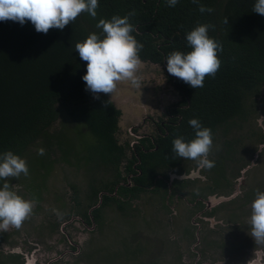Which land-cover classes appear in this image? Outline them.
I'll use <instances>...</instances> for the list:
<instances>
[{"label":"flooded vegetation","instance_id":"flooded-vegetation-1","mask_svg":"<svg viewBox=\"0 0 264 264\" xmlns=\"http://www.w3.org/2000/svg\"><path fill=\"white\" fill-rule=\"evenodd\" d=\"M148 79L150 91L137 98L144 105L133 110L106 95L120 109L117 154L73 158L71 147L44 149L49 160L77 168L79 182L87 178L84 191L71 181V199H56L57 189L46 199L41 179L36 185L21 174L25 180L0 181L38 201L21 229L0 230V264H144L149 257H155L151 264H264V244L256 243L249 223L255 194L264 191V99L249 102L246 117L212 131L211 169L174 156L172 162H143L140 151L152 153L157 139L183 135L187 108L184 92L170 79L160 86ZM258 114L263 132H239ZM79 135L61 132L57 139L67 146ZM52 166L29 172L45 179ZM139 248L148 250L143 261L135 255ZM127 251L132 258L123 260Z\"/></svg>","mask_w":264,"mask_h":264},{"label":"trees","instance_id":"trees-1","mask_svg":"<svg viewBox=\"0 0 264 264\" xmlns=\"http://www.w3.org/2000/svg\"><path fill=\"white\" fill-rule=\"evenodd\" d=\"M98 2L95 18L83 12L62 31L53 28L47 34L37 32L30 21L23 25L0 21V154L12 151L20 157L31 156L32 148L37 151L38 147H71L68 152L73 151V158L117 154L120 109L106 95L97 99L86 90L87 65L75 45L93 32L102 33L96 27L100 19L124 17L133 10L132 35L143 44L139 57L160 64L165 76L184 92L185 130L181 127L180 132L186 142L195 137L190 119L215 131L236 117H246L249 102L264 98V16L252 11L255 0H199L214 9L212 13H201L192 0H179L175 7L167 6L166 0ZM197 24L214 26L209 36L222 44L223 52L218 53L221 67L215 77L206 76L204 86L193 89L167 72L166 58L173 51H191L186 36ZM63 115L85 141L80 149L76 140L66 146L57 139L61 132L50 134ZM177 137L169 134L157 139L158 148L152 153L140 151L143 162L146 157L152 163L172 162V141ZM52 163L44 152L34 166Z\"/></svg>","mask_w":264,"mask_h":264},{"label":"clouds","instance_id":"clouds-1","mask_svg":"<svg viewBox=\"0 0 264 264\" xmlns=\"http://www.w3.org/2000/svg\"><path fill=\"white\" fill-rule=\"evenodd\" d=\"M166 2L167 6L175 7L179 0ZM192 2L198 5L201 13L214 11L199 4V0ZM98 6V0H0V21L11 20L21 25L30 21L37 32L47 34L53 28L62 31L83 12L95 18ZM252 11L264 16V0H255ZM133 15L134 10L124 17L114 15L110 20L100 19L96 27L102 29V33L93 32L75 45V51L87 65L83 76L86 90L95 94L97 99L100 93L113 96L121 81H130L135 88L141 87L142 80L137 73L143 44L132 35L135 28L129 18ZM224 22L227 24L228 19ZM213 28L210 24H197L186 36L191 51H173L166 58L167 72L193 89L202 88L205 77H215L221 67L218 53L223 52V46L209 36V29ZM189 124L195 137L187 142L183 136L175 138L172 152L175 157L193 160L199 167L211 169L214 167V161L209 159L213 146L212 131L195 118L190 119ZM40 154H44L43 149ZM21 174H29L25 159L12 151L0 154V181L19 178ZM37 203L35 199L24 198L13 185L4 182L0 187V230L21 229ZM54 211L59 215L58 210ZM249 223L251 236L257 244H264V191L257 190L255 194Z\"/></svg>","mask_w":264,"mask_h":264},{"label":"rangeland","instance_id":"rangeland-1","mask_svg":"<svg viewBox=\"0 0 264 264\" xmlns=\"http://www.w3.org/2000/svg\"><path fill=\"white\" fill-rule=\"evenodd\" d=\"M142 80V84L140 88H135L131 85L130 81H121L118 82L117 85V90L115 92V94L112 96V94H104V93H100L99 96L102 95H109L117 104L119 107H123V109H125L127 106H130V109L133 110V108H137L135 106H141L144 105V103L142 102V99H137L138 97H141L144 95L143 89L150 91V81L148 78H152V82L151 84H156V85H161L164 83L166 76L164 73V70L162 68V66L160 64H153L151 62H143L141 61V64L139 66L138 69V73H137ZM151 93V92H150ZM263 101V97L261 98ZM135 102V103H133ZM264 105V104H263ZM264 112V109H263ZM259 115L256 118H249L250 120L247 122L248 126H246V128H243L242 130L240 129L239 132L241 133H245V132H250L251 129L254 132H263V128L261 127V125L259 124ZM126 122H129V119L126 117ZM264 122V120H263ZM241 125H243L242 122H240ZM56 127L58 128L57 132H66L68 137H73L72 134H76V131L74 129V127L71 125V123L69 122V120L67 119L66 116H61V119L58 120V124L56 125ZM123 127V126H122ZM51 131V130H50ZM123 132H125L122 129ZM88 136V135H87ZM78 138V137H77ZM76 138V145L79 147V149L83 146V143L85 142L83 139H81L80 137L77 139ZM33 154H38L40 153V147H38V150L36 151L35 149L32 148ZM50 159V158H49ZM48 159V160H49ZM55 162V161H54ZM260 167L263 168L264 167V152L261 154L260 156ZM67 163V162H66ZM28 164V168L30 166V163ZM53 166L50 169V172L47 174V176L45 177V179H43V177H41V175L35 174L33 170H31L29 172V178L30 180L32 179V181L38 185L40 179L42 180V185L41 187H39L41 189L42 192V197L46 198V199H51L50 195H53V191L55 189H57L61 195V197H57L56 199H71L73 191L72 188L69 186V183L72 181L73 183H77L79 182V178H77V171L78 169L74 167H68L63 163H59V162H55L52 163ZM79 174H81V170H79ZM28 175L27 176H23L25 177V179H28ZM36 176V177H34ZM23 177H20L23 178ZM86 177V176H84ZM24 179V178H23ZM24 179V180H25ZM81 179V178H80ZM85 181H87V178L85 179ZM85 181L84 182H79L82 187L81 189L84 191L86 189L85 186ZM85 196V195H83ZM141 235H143V231L140 233ZM148 250L139 248V250L137 249L135 255L136 258L139 259V261H143V259L146 257ZM148 257V256H147ZM132 256H129L128 251L125 252L123 254V260L125 259H131ZM155 257H151V259H154ZM150 257L147 258L144 261V264H151L152 261Z\"/></svg>","mask_w":264,"mask_h":264},{"label":"water","instance_id":"water-1","mask_svg":"<svg viewBox=\"0 0 264 264\" xmlns=\"http://www.w3.org/2000/svg\"><path fill=\"white\" fill-rule=\"evenodd\" d=\"M36 157H39V153L38 154H33L31 156L30 155H25V156H23L21 158L25 159L27 161V163H30L29 168L31 169V168L35 167L34 166V161H35Z\"/></svg>","mask_w":264,"mask_h":264}]
</instances>
